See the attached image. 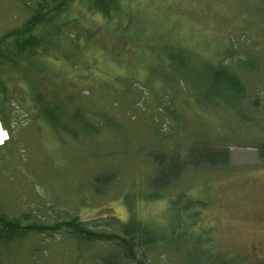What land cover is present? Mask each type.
<instances>
[{"label":"rangeland","instance_id":"obj_1","mask_svg":"<svg viewBox=\"0 0 264 264\" xmlns=\"http://www.w3.org/2000/svg\"><path fill=\"white\" fill-rule=\"evenodd\" d=\"M24 1L0 0V32L27 16ZM126 2L138 15L139 38L122 35L113 21L83 4L69 5L77 28L87 29L91 39L69 60L48 59L46 65L61 91L76 94L95 128L71 137L20 110L14 139L0 147V210L39 221L71 212L97 229H106L108 221L120 225L133 213L158 229L176 216L171 201L182 195L189 205L192 199L198 202L178 208L179 224L189 221L190 233L203 237L211 254L229 264H264V159L258 156L264 144V0ZM80 39L84 41L83 34ZM163 42L214 62L236 50L259 63L239 71L247 88L245 101L238 105L233 95L207 98L200 86L189 91L177 77L169 85L151 75L148 70L165 73L158 52L148 55ZM49 75H40L45 85L52 84ZM124 85L138 95H119ZM8 137L0 124V145ZM193 142L226 148L229 163L187 168L159 196H147L155 170L150 153L184 155ZM103 170L115 178L94 190L90 179ZM171 225L162 230L168 232ZM102 249L91 244L81 257H95ZM75 250L72 241L58 234L38 235L12 242L0 264H71ZM150 254L154 264H195L194 256L201 253L160 243Z\"/></svg>","mask_w":264,"mask_h":264},{"label":"trees","instance_id":"obj_2","mask_svg":"<svg viewBox=\"0 0 264 264\" xmlns=\"http://www.w3.org/2000/svg\"><path fill=\"white\" fill-rule=\"evenodd\" d=\"M74 1L85 5L89 11L98 13L105 20L113 21L114 27L124 36L139 38L142 34L136 31L141 28L138 15L126 0L24 1L27 16L19 25L0 32V124L9 134L0 147L14 139L13 129L21 124L18 119L20 110L26 116L33 113L32 120L41 119L53 131L65 132L71 137L89 134L95 128L77 101L76 94L61 91L54 84V77L49 75L51 72L46 65L48 59L69 60L72 54L79 53L77 49L86 40L91 39L92 34L87 29H78L74 17L69 15V5ZM82 34L85 37L83 42L80 39ZM156 48L152 47L148 55L151 57L158 52L156 58L164 63L162 68L166 70L161 76L148 70L151 75L169 85L177 77L179 85L189 91L193 90L190 88L193 85L200 86L207 98L233 95L238 105L247 96V88L239 71L259 65L257 62L251 63L244 55L241 57L234 52L236 50H228L226 60L214 62L185 47L167 42H163L158 50ZM162 49L164 51L160 52ZM46 74L50 76V85H45L40 76ZM118 94L138 95L136 89H129V85L120 87ZM251 106H256L255 99L251 100ZM258 156L264 159V144L258 147ZM150 157L155 170L148 182L150 192L147 196L152 197L159 196L160 191L176 181L187 168L218 167L229 163L226 148H211L200 142L188 145L184 155L175 153L167 156L165 152H154L150 153ZM93 174L90 182L94 190L104 189L115 178V173L109 170ZM196 201L192 199L190 205ZM184 202L182 195L171 201V205L176 207V216L168 222L172 224L169 233L162 230L169 226L168 223L156 229L143 223L133 213L120 225H112L108 221L106 229H97L68 211L57 219L39 221L27 213L16 217L0 210V260L7 257L8 247L17 239L58 234L72 241L76 248L75 261L73 257L71 264H154L150 251L160 243L181 250L191 248L201 253L200 256H194L195 264H229L226 258L211 254L204 248L203 237L190 233L189 221L186 225L179 224L181 216L178 215V208L190 206L189 202ZM188 209L187 212H192ZM91 244H99L103 249L100 253L95 251V257H81V253Z\"/></svg>","mask_w":264,"mask_h":264}]
</instances>
